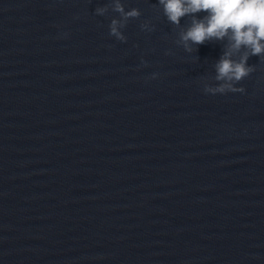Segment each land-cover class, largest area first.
<instances>
[{
    "label": "clouds",
    "instance_id": "1",
    "mask_svg": "<svg viewBox=\"0 0 264 264\" xmlns=\"http://www.w3.org/2000/svg\"><path fill=\"white\" fill-rule=\"evenodd\" d=\"M109 9L119 14V18L111 19L109 34L124 42L127 37L122 29L130 19L139 18L141 12L138 8L126 11L122 0H110L109 4L97 7L95 13L103 16ZM158 9L171 25L181 29L176 43L188 53L197 52L200 45L209 42H226L214 64L218 83L205 85V93L245 91L236 85L255 70L248 64L249 58H264V0H158ZM185 17L190 19L187 26L182 27L181 20ZM140 27L154 30L148 21ZM236 55L239 59L233 58Z\"/></svg>",
    "mask_w": 264,
    "mask_h": 264
}]
</instances>
